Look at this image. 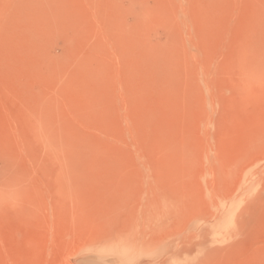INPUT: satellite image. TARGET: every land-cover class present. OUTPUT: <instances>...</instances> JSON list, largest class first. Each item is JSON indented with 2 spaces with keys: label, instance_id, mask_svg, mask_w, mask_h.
I'll list each match as a JSON object with an SVG mask.
<instances>
[{
  "label": "rangeland",
  "instance_id": "obj_1",
  "mask_svg": "<svg viewBox=\"0 0 264 264\" xmlns=\"http://www.w3.org/2000/svg\"><path fill=\"white\" fill-rule=\"evenodd\" d=\"M184 244L264 264V0H0V264Z\"/></svg>",
  "mask_w": 264,
  "mask_h": 264
},
{
  "label": "bare ground",
  "instance_id": "obj_2",
  "mask_svg": "<svg viewBox=\"0 0 264 264\" xmlns=\"http://www.w3.org/2000/svg\"><path fill=\"white\" fill-rule=\"evenodd\" d=\"M175 191V190H174ZM165 194V193H164ZM168 196V195H167ZM204 197V196H203ZM158 198V197H157ZM163 200H165V199H163ZM168 202V201H167ZM159 203V202H158ZM160 203H162V202H160ZM163 204V203H162ZM173 204V203H172ZM162 206V205H161ZM161 206L159 205V207H160V209H161ZM167 207V206H166ZM169 207H170V205H169ZM159 209V210H160ZM167 211V210H166ZM169 212H170V210H169ZM168 212V213H169ZM158 218V217H157ZM154 222V221H153ZM159 223V222H158ZM171 226V225H170ZM155 227V228H154ZM154 227L152 226V228L150 227V229L149 230H151V231H149L148 233H147V235H150V233L152 234V235H154V234H156L157 232H158V234L160 235L163 231H164V229H165V227H167V226H163V230L161 231V229H159L160 227H161V225H160V227L159 226H157V225H154ZM159 227V228H158ZM169 230H171L170 228H168ZM167 229V230H168ZM159 230L161 231V232H159ZM166 233V232H165ZM170 234L169 235H171L172 236V234H171V231L169 232ZM145 234V233H144ZM143 234V239H144V235ZM151 235V237H154V236H152ZM166 235V234H165ZM204 235V234H203ZM156 236H157V234H156ZM155 236V237H156ZM139 237H140V235H139ZM158 237V236H157ZM160 237V236H159ZM168 237V236H167ZM190 237V236H189ZM195 237V236H194ZM135 238H137V236L135 237ZM140 238H142V236L140 237ZM140 238H138V239H140ZM150 238V237H149ZM162 238V237H161ZM178 238V237H177ZM184 238H185V236H184ZM184 238H183V241H181V242H185L184 241ZM199 238V237H198ZM201 238V237H200ZM155 239H157V238H151V240H149V242H146V239H145V242H142L141 240H138V243H139V241H141L142 242V244L141 245H139L138 244V246H140V247H138L137 245V247L138 248H136V246H134V245H131V246H129V249L128 250H120V249H117V251H115L114 249H113V252H118V253H121V255H122V257L123 258H125L126 260L128 259V258H130V257H138L137 255L138 254H141V253H144L143 251H149V254L151 255V254H154L153 253V251H156L157 249V244H156V241L158 242V241H160V238H159V240H155ZM153 240H155V243H154V241ZM148 241V240H147ZM153 241V242H152ZM163 241V240H162ZM135 242V241H134ZM161 242V241H160ZM126 244H128L127 242H126ZM137 244V243H136ZM164 244V243H163ZM188 244V243H187ZM186 244V245H187ZM114 245V244H113ZM167 245V244H166ZM172 245V244H171ZM185 245V244H184ZM186 245H185V248H183V250L182 249H180L181 251H180V253H179V251H177L179 254H182L183 255V257H184V260H186V261H184V263L185 264H191L192 262V260L189 258V256L191 257V254L190 253H192V252H190V249H192V248H188V247H190L189 245L186 247ZM201 245H203V244H201ZM159 246H161L160 244H159V242H158V247ZM114 247H116L115 245H114ZM124 247H126V246H124ZM179 247V246H178ZM181 247H183V246H181ZM111 248H113V247H111ZM118 248V247H117ZM164 248H167V247H164ZM176 248V247H175ZM168 249V248H167ZM179 249V248H178ZM203 249V248H202ZM159 250V249H158ZM158 250H157V253H158ZM163 250V249H162ZM91 251V250H90ZM89 251V252H90ZM106 251H109L108 250V248L106 249ZM159 251H161V250H159ZM169 251V249L167 250V252ZM80 252V251H79ZM93 253H95V252H93ZM201 253H203V252H201ZM103 254V253H102ZM163 254V253H162ZM165 254V253H164ZM164 254H163V256H164ZM200 253H198V255H199ZM194 255V254H193ZM201 255V254H200ZM78 256V255H77ZM175 256H177V255H175ZM204 256H206V255H204ZM144 257H146V255L144 256ZM150 258L147 260V263L146 264H160V262L156 259V257H151V256H149ZM162 257V256H161ZM121 258V257H120ZM123 258H121L120 260H118L117 261V259H114L113 257H111L110 255H103V256H101L99 259H96V258H86V259H84V260H79V262H78V264H121L124 260H123ZM140 258V257H139ZM193 258H195V257H193ZM192 258V259H193ZM201 258H202V256H201ZM181 259V258H180ZM205 259V258H204ZM177 260H178V258H177ZM182 260V259H181ZM198 261H199V259H198ZM146 262V261H145ZM179 262H180V264L182 263L180 260H179ZM189 262H191V263H189ZM194 262H196L197 263V261H195V259L193 260V263ZM143 263H144V261H143ZM174 263V261L172 262H170V263H168L167 262V264H173ZM205 263V262H204ZM140 264V263H139ZM145 264V263H144ZM195 264V263H194ZM198 264V263H197Z\"/></svg>",
  "mask_w": 264,
  "mask_h": 264
}]
</instances>
